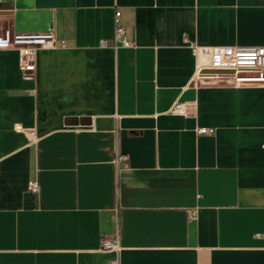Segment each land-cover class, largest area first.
Returning a JSON list of instances; mask_svg holds the SVG:
<instances>
[{
  "label": "crops",
  "instance_id": "1",
  "mask_svg": "<svg viewBox=\"0 0 264 264\" xmlns=\"http://www.w3.org/2000/svg\"><path fill=\"white\" fill-rule=\"evenodd\" d=\"M0 10L55 34L26 73L20 46L0 49V264H264V85L199 76L193 50L264 46V0Z\"/></svg>",
  "mask_w": 264,
  "mask_h": 264
},
{
  "label": "built area",
  "instance_id": "2",
  "mask_svg": "<svg viewBox=\"0 0 264 264\" xmlns=\"http://www.w3.org/2000/svg\"><path fill=\"white\" fill-rule=\"evenodd\" d=\"M114 40L124 46L132 45L127 38L125 28L120 25V12L115 14ZM102 44H107L106 40ZM20 46V70L26 73L35 67V55L39 48H49L55 45V34L52 31L38 33H17L7 27H0V49ZM193 50L197 56L206 55L208 62L199 63L197 72L199 76L216 79L228 78L235 85L260 84L264 85V46H198ZM211 70L213 73H204ZM177 110L184 111L177 106ZM213 127H199V133H214ZM120 155L117 159H124ZM29 187L37 191L39 185L36 181H30ZM103 249L120 250L118 238H108L103 241ZM110 264H118V259L112 260Z\"/></svg>",
  "mask_w": 264,
  "mask_h": 264
},
{
  "label": "water",
  "instance_id": "3",
  "mask_svg": "<svg viewBox=\"0 0 264 264\" xmlns=\"http://www.w3.org/2000/svg\"><path fill=\"white\" fill-rule=\"evenodd\" d=\"M1 14H4V12L0 10V15H1Z\"/></svg>",
  "mask_w": 264,
  "mask_h": 264
}]
</instances>
